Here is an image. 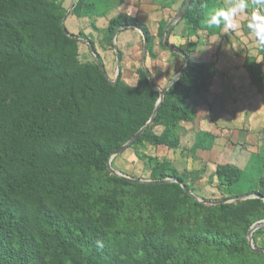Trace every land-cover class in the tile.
Wrapping results in <instances>:
<instances>
[{
  "label": "trees",
  "instance_id": "obj_1",
  "mask_svg": "<svg viewBox=\"0 0 264 264\" xmlns=\"http://www.w3.org/2000/svg\"><path fill=\"white\" fill-rule=\"evenodd\" d=\"M106 1L76 0L71 13L97 15ZM220 7L217 0H190L181 18L188 35L200 28L213 34L202 21ZM64 11L61 0H0V264H251L257 256L264 264L246 238L264 219V201L252 196H264L263 175L258 189L234 195L248 198L204 205L175 181L194 192L169 163L153 166L150 183L107 169L114 151L149 120L158 92L143 70L148 101L126 95L120 78L110 84L93 41L102 69L95 59L80 63L77 40L62 29ZM166 25L158 31L162 45L174 27ZM120 27L152 40L144 22L121 13L105 28L109 45ZM188 61L133 144L145 139L178 147V123L195 117L188 101L214 76L212 64ZM242 171L217 164L213 176L230 191L242 182ZM263 232L253 231L254 243Z\"/></svg>",
  "mask_w": 264,
  "mask_h": 264
},
{
  "label": "rangeland",
  "instance_id": "obj_2",
  "mask_svg": "<svg viewBox=\"0 0 264 264\" xmlns=\"http://www.w3.org/2000/svg\"><path fill=\"white\" fill-rule=\"evenodd\" d=\"M57 1L59 2L60 0ZM167 1L168 0L165 2ZM75 2L76 0H61V5L65 10L61 22L63 20V25L68 31L67 34L70 37H74L78 42L77 60L80 63L94 60L95 52L92 53L90 51L87 43V41H93L95 44V51L99 54L104 65L103 71L107 75V78L109 80H114L116 76L117 80L120 78L124 83V93L126 95H131L134 92V94L137 95L136 98L138 100L141 101L145 95L144 102L148 101L150 94L149 91L142 86L139 73L142 72V70L144 72L146 70L148 74H146V72L145 74L149 86L158 92L173 79L183 66V56L167 48L165 45H162L161 37L157 33L152 34L153 37L151 42L146 43L144 46L141 38L136 35V29L122 27L115 33V35H113L111 41L112 44L109 45L105 34V28L108 24L107 19H99L97 25L95 16L79 17L72 14L71 10ZM121 2L117 3V0H108L104 4L101 2L99 4L101 6L95 12H106L104 13V17H112L121 11H104L105 7L107 8L111 4L120 6L119 4ZM249 5L248 12L253 8L251 6V0H249ZM125 8L130 9V7ZM144 12L145 11H138L141 16ZM136 16L139 19L141 18L139 14ZM242 17H245V24L247 25L249 19L248 16L242 15ZM141 21L145 22L143 19ZM179 24L180 29L177 28V32L182 38L181 41H176L175 43L172 39L173 37L171 39L169 37V40L173 41L174 43H172L176 44L175 46L183 48L186 52L191 50V47L194 49H197L198 47V45L194 43H197L200 39H198L197 42H190V39L193 36L199 35L201 39H204L203 41H205V44L207 45H210V43L209 40L205 39L213 38L212 41L215 44L213 45L214 47L212 50L207 53H199L206 63L213 65L214 74L217 69L216 63L218 64L219 70H223L229 62L228 56L234 61L235 57L228 50L226 52L227 57L218 56L219 45L216 44V41H218V43L219 40L221 41L222 36L220 34L222 32L220 28L222 26L218 28L213 27L212 29L215 32L211 35H206L208 36L206 37L205 34H208L207 29L200 28L192 36L188 35L186 25L181 22V19L178 25ZM95 25L100 28H97ZM239 37H245L243 38L246 42L245 45H248L249 48H246L243 58L241 56L236 59L239 62V64L236 62L238 67H242L243 65L247 72H250V77L256 78V80L260 78L264 79V48H259L256 45L255 39L252 37L249 30L248 36L244 34ZM136 40H138V42L141 41L139 45L134 44L136 43ZM169 40L168 42H170ZM232 40L233 39H229L227 43H224V47L226 46L229 48L228 44ZM114 45L116 46L117 51L121 54L118 68L115 51L113 49ZM254 45H256V52L252 49V46L254 47ZM198 55L199 54L197 53V57ZM187 58L189 59L188 56ZM257 84L260 92L257 93L258 95H256L255 102L260 110L256 113V125L253 124L249 127L238 125V127L232 129H224L217 125L212 126L207 123L205 106L201 108L199 107V110H197L196 105L194 106L199 100L204 99L205 93L208 90L207 88L200 94L192 96L187 103L188 106L195 109L196 117H194L192 121H180L178 123L177 129L180 135L178 147L169 148L165 145H154L145 139L134 144L133 141L131 144L127 145L125 149L111 156L109 167L118 175L129 177L137 181H145L144 183H150L153 182L152 178L154 177L153 174H155L153 166L162 162L169 163L175 169L185 174L189 185L194 190L192 194L195 195L197 200L204 205H214L207 201L218 200L227 197L229 194H231L230 197H235L234 195L236 193L247 191L250 188L256 187L258 189L259 176H264V82L262 85L258 82ZM161 130V126H155L153 128L154 133L157 134L160 133ZM254 154H256V158H254ZM252 156L253 158H251ZM230 162L236 164L243 170L242 182H240L238 186L233 187L232 190H230L231 192L225 186L220 185L217 179L213 176L214 168L217 164ZM238 200L243 199L238 198L231 202H237ZM259 228H262L264 231V225L257 229ZM248 232L246 233L247 240ZM252 233L253 231L250 234V249L253 252H258L253 250V248L264 251L263 247L255 244L257 242V244L260 245L264 242V232L257 236L255 243V237ZM261 254L264 255V252ZM250 259L248 260L251 261V264H258L261 257L257 256L255 259ZM237 261L239 262L240 260L238 259Z\"/></svg>",
  "mask_w": 264,
  "mask_h": 264
},
{
  "label": "crops",
  "instance_id": "obj_3",
  "mask_svg": "<svg viewBox=\"0 0 264 264\" xmlns=\"http://www.w3.org/2000/svg\"><path fill=\"white\" fill-rule=\"evenodd\" d=\"M165 1L166 0H122V2L119 4L120 6L111 4L107 8L105 7L104 11H121L118 14L126 13L131 16H136L139 14L141 17L140 20H145L144 23L147 25L151 34H158L160 26L165 23L167 24V27L174 24V27L172 29L173 32L171 31L173 34L170 32L168 40L169 37L170 39L173 37L172 39L175 41V43L176 41L180 42L182 38L177 32V28L180 29V24L178 25L180 20L176 22H174L173 20L176 16L175 14H177V12L179 11L182 0H168L167 2ZM221 3L224 6L225 0H221ZM125 7H130V9H126ZM138 11L145 12L141 16ZM104 13L106 12H99V14L94 15L97 20V25L99 19L105 18L108 22L111 18L104 17ZM237 19L240 23V28L234 31H226L222 25V27L220 28L222 32H220V35L222 36L221 41L219 40V43L218 41H216V44L219 45L218 56L227 57L226 52L228 50L235 57L234 61L230 56H228L229 62L226 68H223V70H219L218 64L216 63L217 69L214 74L213 80L205 93L203 99L204 101L199 100L196 104H194V106H197V110H199V107L201 108L205 106V111L207 112L205 114L207 123L212 126L217 125L218 127L224 129H232L238 127V125L242 127H249L253 124L256 125V113H258L260 110L255 102L256 95H258L257 93L260 92L258 88L259 86L252 80V77H250L249 74L250 72H247L243 65L242 67H238L237 65V63L239 64V62L236 59L241 56L243 58L246 48H249L248 45H245L246 42L243 39L245 37H239L244 34L248 36V28L245 24V17H242L241 15L238 16ZM96 27L100 28L98 26ZM127 28L132 29L131 27ZM136 35L141 38V41L143 42L142 36L138 30L136 31ZM206 35L208 34H205V36ZM198 39H200V41ZM212 39L213 38L205 39L209 40L210 45H207L205 44V41H203L204 39H201L199 35L193 36L190 39V42H197L198 40L197 43H194L198 45L197 49L192 48L188 52H183L186 53V55L192 60H200L206 62L201 58L200 53H207L208 51L212 50V48L214 47L213 45L215 44L213 43ZM229 39H233L228 44L229 48H227L226 46L224 47V43H227ZM141 41L138 42V40H136V43L134 44L139 45ZM169 41L170 42L167 41L168 44L172 45L173 47L179 48L178 46H175L176 44H173V41ZM255 48L256 45H254V47L252 46L253 51L256 52ZM197 53L199 54L198 57ZM256 154L253 155L254 158H256ZM253 156L251 158H253Z\"/></svg>",
  "mask_w": 264,
  "mask_h": 264
},
{
  "label": "clouds",
  "instance_id": "obj_4",
  "mask_svg": "<svg viewBox=\"0 0 264 264\" xmlns=\"http://www.w3.org/2000/svg\"><path fill=\"white\" fill-rule=\"evenodd\" d=\"M252 12H248L249 0H225L223 7L216 8L205 15L202 21L205 28L220 27L226 31L240 28L237 17L248 16L247 28L259 48H264V0H251Z\"/></svg>",
  "mask_w": 264,
  "mask_h": 264
},
{
  "label": "water",
  "instance_id": "obj_5",
  "mask_svg": "<svg viewBox=\"0 0 264 264\" xmlns=\"http://www.w3.org/2000/svg\"><path fill=\"white\" fill-rule=\"evenodd\" d=\"M189 3H190V0H185L184 4L182 5V7L179 9V11H178L177 14H176V16H175V18H174V20H173L174 22L180 20V19L183 17V14H184V12H185L187 6L189 5ZM172 23H173V22H172ZM172 23H170V24H172ZM61 24H62V29H63V31H64L65 33H68V32L66 31L64 25H63V20H62ZM120 28H122V27H120ZM120 28H118V29L115 31V33H116ZM115 33H114V35H115ZM87 43H88V46H89L90 51H91L92 53H94V50H93V48H92V46H91V43L88 42V41H87ZM143 43H144V46H145V44H146V40H145L144 37H143ZM163 44H164L167 48H169V49H171V50H173V51L179 53L180 55H182L183 58H184V64H183V66L181 67V69L178 71V73L173 77V79H172V80H171V81H170V82H169V83H168L163 89H161V90L158 91V100H157L156 106H155L154 111H153L152 115L150 116L149 120L145 123V125H144V126H143V127H142V128H141V129L135 134V135H133V136L131 137V139H130L126 144H124V145L120 146L118 149H116L112 155H114V154H116V153L122 151L123 149H125V148L127 147V145L131 144V143H132V142H133V141H134V140H135V139H136V138H137V137H138V136H139V135H140V134H141V133H142V132H143V131H144V130H145V129L151 124V123H152V122H153V120H154V116H155V113H156V111H157V109H158V106L161 104V102H162V100H163L164 94H165V92H166L168 86H169L174 80H176V79L179 78V76L184 72V70L186 69V67H187V65H188V62H189V61H188V58H187V56L185 55V53H184L181 49L176 48V47H173L172 45L168 44V43L165 42V41H163ZM113 48H114V51H115V57H116L117 68H118V65H119V56H118L117 48H116L115 45L113 46ZM94 59H95L97 65L99 66V68L102 69L100 63L98 62V60H96V56H95V55H94ZM145 72H146V74H148L146 70H145ZM117 74H118V73H117ZM116 81H117V76L114 78V80H109V83L113 85V84L116 83ZM109 160H110V159H109ZM109 160H108L107 163H106V167H107V169H108L109 171H111L113 174H116V173L113 172L112 169L109 167ZM134 181H136V182H145V181H137V180H134ZM175 181H176V182H177V183H178V184L184 189V191H185L187 194H189L192 198L197 199L196 196L192 194V192L186 187V185H185L182 181H180V180H178V179H175ZM252 196L257 197V198H259V199H262V200L264 201V196H262V195H260V194H258V193H255V194H253ZM248 197H249V195H247V194H242V195L235 196V197L221 198V199H218V200L207 201V202L210 203V204H218V203L230 202V201L236 200V199H238V198H239V199H245V198H248ZM262 225H264V220H262V221H257V222L254 223L253 226L250 228V230H249V232H248V245H249V247H251V241H250V234H251V232L254 231L255 229H257L258 227L262 226ZM253 250L258 251V252H260V253L264 252V251L261 250V249H254V248H253Z\"/></svg>",
  "mask_w": 264,
  "mask_h": 264
},
{
  "label": "built area",
  "instance_id": "obj_6",
  "mask_svg": "<svg viewBox=\"0 0 264 264\" xmlns=\"http://www.w3.org/2000/svg\"><path fill=\"white\" fill-rule=\"evenodd\" d=\"M254 9H252V11H253Z\"/></svg>",
  "mask_w": 264,
  "mask_h": 264
}]
</instances>
